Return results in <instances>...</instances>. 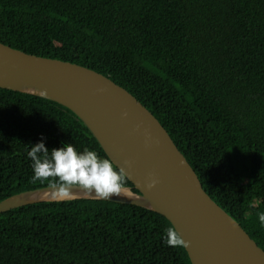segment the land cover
Wrapping results in <instances>:
<instances>
[{
    "label": "trees",
    "instance_id": "16d2710c",
    "mask_svg": "<svg viewBox=\"0 0 264 264\" xmlns=\"http://www.w3.org/2000/svg\"><path fill=\"white\" fill-rule=\"evenodd\" d=\"M0 42L130 92L264 249V0H0ZM42 138L107 158L69 109L0 89V201L50 185L27 155ZM169 227L134 205L38 202L0 214V264H191Z\"/></svg>",
    "mask_w": 264,
    "mask_h": 264
},
{
    "label": "water",
    "instance_id": "95a60500",
    "mask_svg": "<svg viewBox=\"0 0 264 264\" xmlns=\"http://www.w3.org/2000/svg\"><path fill=\"white\" fill-rule=\"evenodd\" d=\"M0 89L37 96L72 111L106 157L126 169L137 191L125 186L120 195L100 199L74 188L72 198L58 200L48 186L1 200L0 214L38 202L80 199L134 205L162 215L191 242L185 248L191 264H264V249L210 197L161 122L108 77L0 42ZM153 180L155 187L148 189Z\"/></svg>",
    "mask_w": 264,
    "mask_h": 264
},
{
    "label": "clouds",
    "instance_id": "9594fccd",
    "mask_svg": "<svg viewBox=\"0 0 264 264\" xmlns=\"http://www.w3.org/2000/svg\"><path fill=\"white\" fill-rule=\"evenodd\" d=\"M46 94V92H41ZM27 155L33 161L32 182H50L53 198L70 199L73 189L79 188L87 194H95L97 198L109 199L126 191L125 185L130 178L124 167H117L111 159L103 158L95 150L84 149L78 152L72 143L51 151L42 141L31 146ZM153 180L148 189L155 187ZM261 224H264V213L258 214ZM165 243L170 247L187 248L190 241L184 239L175 228L166 229Z\"/></svg>",
    "mask_w": 264,
    "mask_h": 264
},
{
    "label": "bare ground",
    "instance_id": "6f19581e",
    "mask_svg": "<svg viewBox=\"0 0 264 264\" xmlns=\"http://www.w3.org/2000/svg\"><path fill=\"white\" fill-rule=\"evenodd\" d=\"M128 194H125V196H127Z\"/></svg>",
    "mask_w": 264,
    "mask_h": 264
}]
</instances>
